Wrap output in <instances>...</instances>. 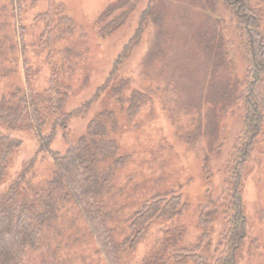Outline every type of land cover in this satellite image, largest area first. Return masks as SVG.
I'll return each instance as SVG.
<instances>
[{"label": "rangeland", "instance_id": "rangeland-1", "mask_svg": "<svg viewBox=\"0 0 264 264\" xmlns=\"http://www.w3.org/2000/svg\"><path fill=\"white\" fill-rule=\"evenodd\" d=\"M252 6L264 47V0H254ZM48 14L53 21L62 19L50 35L44 33ZM242 17L228 0H19L17 5L0 0L5 71L0 72V92L26 86L43 90L62 68L59 79L71 87L65 111L72 112L67 127H59L42 152L36 130L11 132L22 144L10 158L0 194L33 160L30 178L44 185L53 168L50 151H64L86 134L93 117L114 109L119 126L112 136L125 157L108 196L117 224L125 227L121 217L155 197L178 195L184 204L175 221L162 218L145 231L127 253V263L149 264L162 230L171 225L184 227L180 244L205 239L213 250L225 237L233 211L220 212L211 223L209 202L223 194L224 207L233 205L228 194L242 166L243 211L254 253L238 264H264V141L247 151L242 165V154L238 156L246 140L252 41L257 42ZM122 80L126 101L134 90L146 93L137 113L129 114L127 102L121 109L109 96ZM59 218L57 230L63 233L49 234L48 260L32 250L27 264H107L76 207L61 210Z\"/></svg>", "mask_w": 264, "mask_h": 264}, {"label": "trees", "instance_id": "trees-1", "mask_svg": "<svg viewBox=\"0 0 264 264\" xmlns=\"http://www.w3.org/2000/svg\"><path fill=\"white\" fill-rule=\"evenodd\" d=\"M18 1L12 0L14 5ZM228 1L235 6L239 16L243 15L250 37L257 41H252L253 59L249 73L251 82L248 85L250 95L246 98V140L238 152L240 158L242 154L239 161V165H242L247 151L264 141V47L260 41L263 35L261 36L258 19L252 18L250 14L253 12L254 0ZM44 22V33L50 35L57 30L55 27L62 24V19L53 21L52 15L48 14L47 21ZM43 37L45 34H41V38ZM61 37L54 36V40L60 41ZM49 50L52 54L53 50ZM121 55L123 58L127 51ZM120 62L118 58L115 66ZM61 70L62 68L58 69L56 73L54 71L57 76L43 90L26 86L16 87L9 93L0 92V184L5 179L11 156L22 144L21 139L11 135L12 131L36 130L40 135L38 151L42 152L49 148L58 128L67 127L72 112L65 111V105L71 87L63 85L62 79H59ZM0 72H5L1 62ZM126 84L122 80L120 86L112 87L109 96L121 104V109L127 102L129 114L133 111L137 113L139 106L147 100L146 93L134 90L126 101ZM46 126L50 129L42 134ZM118 126L115 110L106 108L91 119L86 134L78 141L70 144L64 151H50L53 168L51 177L44 185H35L30 178L33 160L29 169H25L0 194V264H27L28 253L32 250L41 251L47 261L50 254L48 236L51 232L56 236L63 233L62 229L57 230L60 211L72 206L86 220L98 245L96 252L104 257L107 264H128L127 253L139 244L145 231L154 222L162 218L165 221L176 220L184 204L178 195H171L155 197L142 203L127 218L121 217L125 227L121 228L117 224L119 221L108 196L114 187L113 174L125 160L124 156L119 155L117 140L112 136ZM241 167L236 169L237 180L233 192L228 194L233 205L224 207L223 194L218 200L212 199L209 202L212 206L207 214L214 212L211 223L218 219L220 212H225L222 214L226 215L229 208L233 211V215L228 214L229 227L225 231V237L216 243L214 249L212 250V242L205 244V239L191 246L180 244L183 242L184 227L171 225L162 230V238L157 239L154 251L149 256V264H238L239 261L243 263L252 257L254 250L251 249L252 242L247 236V220L243 211ZM244 240L247 241L246 253L240 249Z\"/></svg>", "mask_w": 264, "mask_h": 264}]
</instances>
